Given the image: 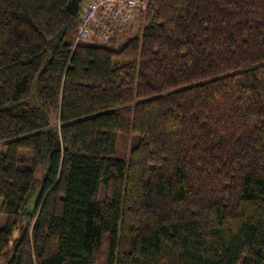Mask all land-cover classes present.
Returning a JSON list of instances; mask_svg holds the SVG:
<instances>
[{
	"label": "trees",
	"instance_id": "trees-1",
	"mask_svg": "<svg viewBox=\"0 0 264 264\" xmlns=\"http://www.w3.org/2000/svg\"><path fill=\"white\" fill-rule=\"evenodd\" d=\"M70 1L0 0V264L105 239L106 264H264V0H149L108 44H75Z\"/></svg>",
	"mask_w": 264,
	"mask_h": 264
},
{
	"label": "built area",
	"instance_id": "built-area-1",
	"mask_svg": "<svg viewBox=\"0 0 264 264\" xmlns=\"http://www.w3.org/2000/svg\"><path fill=\"white\" fill-rule=\"evenodd\" d=\"M148 3L149 0H87L80 9L75 44L91 42L95 35L103 43L112 42L137 12L146 10Z\"/></svg>",
	"mask_w": 264,
	"mask_h": 264
},
{
	"label": "rangeland",
	"instance_id": "rangeland-1",
	"mask_svg": "<svg viewBox=\"0 0 264 264\" xmlns=\"http://www.w3.org/2000/svg\"><path fill=\"white\" fill-rule=\"evenodd\" d=\"M85 1L86 0H83L82 4L85 3ZM144 13L145 11L137 12L134 15V17L131 19V21L128 22V25L122 29L116 40L122 41L126 39L128 36H135L140 34L143 28ZM95 36L96 37L93 38V41H91L92 43L97 42V44H108V43H103V41L97 37L98 35ZM52 126L54 128H59V122L57 120V117L55 116H52ZM132 142L133 139L131 134H122L117 141L116 155L120 157H127L131 149ZM2 147L3 150L5 151V146L2 145ZM40 190H41V186L38 189V193L40 192ZM103 194H104V187H102L101 197L103 196ZM1 204H2V198L0 197V227H3L7 223V215L1 211ZM19 233L20 231L16 229V231L11 237V245H13L14 240L19 236ZM106 251H107V241L105 239L103 242V246L97 264H106Z\"/></svg>",
	"mask_w": 264,
	"mask_h": 264
},
{
	"label": "water",
	"instance_id": "water-1",
	"mask_svg": "<svg viewBox=\"0 0 264 264\" xmlns=\"http://www.w3.org/2000/svg\"><path fill=\"white\" fill-rule=\"evenodd\" d=\"M82 0H71L66 9L68 10V12H70L71 14L73 15H77L78 14V11H79V8H80V2Z\"/></svg>",
	"mask_w": 264,
	"mask_h": 264
}]
</instances>
